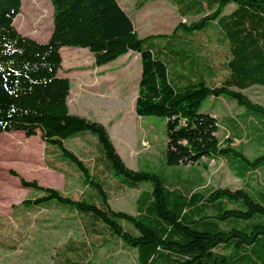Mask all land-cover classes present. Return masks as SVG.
<instances>
[{"label":"trees","instance_id":"obj_1","mask_svg":"<svg viewBox=\"0 0 264 264\" xmlns=\"http://www.w3.org/2000/svg\"><path fill=\"white\" fill-rule=\"evenodd\" d=\"M148 1L136 0L135 9ZM169 1L181 18H196L180 19L171 34L140 37L117 0H49L51 31L40 42L13 25L21 0H0V133L22 131L31 137L39 132L45 162L50 153L55 163L74 167L84 187L73 197L11 171L22 187L37 192L18 205H62L82 226L85 240L68 238L53 264H90L109 243L133 249L136 264H264V184L249 183L264 172V152L249 157L241 149L242 136L246 143L253 140L251 127L264 139L256 119L264 118V105L243 92L264 87V0ZM153 39L163 42L149 46ZM63 46L86 48L97 66L137 53L134 111L165 120L166 164L192 168L204 158H222L245 186H209L194 169L167 187L158 173L127 167L105 126L69 112L70 80L59 75ZM224 96L243 110L222 116L228 136L221 141L218 116L198 109L205 99ZM78 135L98 146L113 174L122 177L117 185L108 183L110 188L139 190L136 213L112 208L110 189L96 168L100 158L89 156L86 162L65 144ZM234 140L239 143L233 145ZM142 182L151 190L140 189Z\"/></svg>","mask_w":264,"mask_h":264},{"label":"rangeland","instance_id":"obj_2","mask_svg":"<svg viewBox=\"0 0 264 264\" xmlns=\"http://www.w3.org/2000/svg\"><path fill=\"white\" fill-rule=\"evenodd\" d=\"M135 1L117 0L119 6L130 17L140 37L150 34H171L180 19L189 22L196 18H181L169 0H149L140 9H135ZM232 8V5L229 6L226 12ZM51 12L49 0H21L20 12L14 18L13 25L21 34L29 37L33 34L35 40L43 42L47 40V35L51 31ZM162 42L153 39L147 44L154 47ZM60 54L62 63L59 75L64 76L63 73H67L66 75L72 77L70 100L67 103L69 112L105 126L116 151L127 167L132 170L156 172L167 187L174 185L173 180L177 176L188 178L194 169H198L206 185L231 189L245 186L244 180L235 176L222 158L215 160L204 158L202 165L205 166L196 164L192 168L188 165L166 164L165 120L157 116L140 117L134 111L138 89L135 77L137 76L138 80L140 73L139 59L134 57L136 54H130L129 60V55H124L103 65L93 64L102 72L100 76L106 79L102 81L107 82L95 83V88L101 87L103 92L108 93L107 98L102 97L103 94L84 93L75 81L78 77L74 69L92 65V56L86 48L63 46ZM123 77H127L125 82L118 83ZM243 92L254 102L264 105L263 86L254 85ZM198 110L216 113L220 122L218 136L223 141L228 133L222 126V116L233 117L243 108L233 99L224 96L215 100L205 99ZM256 119L264 127V118ZM251 130L252 142L246 143L245 137L242 136L241 149L249 157H254L264 152V139L260 138L257 130L252 127ZM80 138L82 137L78 135L67 139L65 144L86 162H89L87 159L89 156L100 158L96 168L102 170L103 175L99 176V179L105 180V186L110 189L109 203L112 208L131 214L136 213L135 199L139 190L117 192L110 188L108 183L117 185L122 177L113 174L109 162L98 146L95 148L89 138L87 141ZM238 143V140H234L233 145ZM43 147L39 132L31 137H25L22 131L0 133V264H53L55 252L64 241L68 238L76 241L85 240L82 226L77 219L71 217L72 214L64 211L62 205L57 207L48 206L49 204L44 205L47 207L18 205L23 199L32 198L37 194L33 189L22 187L18 176L25 180L35 179L41 186L55 188L73 197H77L84 188L74 167L60 162L55 163L49 158L50 153L47 154L48 160L45 162ZM51 162L58 168H66L68 174L64 176L63 173L50 168L49 166H53ZM93 164L88 165L93 167ZM11 171L16 172L18 176L11 175ZM258 182L264 184V172L260 171L249 181L253 187H258ZM139 185L140 189L151 190L149 182H142ZM90 264H136L135 252L133 249L115 248L109 243V247H103L94 254Z\"/></svg>","mask_w":264,"mask_h":264},{"label":"crops","instance_id":"obj_3","mask_svg":"<svg viewBox=\"0 0 264 264\" xmlns=\"http://www.w3.org/2000/svg\"><path fill=\"white\" fill-rule=\"evenodd\" d=\"M49 35H50V32L47 35V38L49 37ZM30 36L33 39L35 38V36L33 34H31ZM132 53H134V52H132ZM132 53L131 52H128V53H126L124 55H129V57H128V60H129V58L131 56L130 54H132ZM134 54H136V55H134L135 59H136V57L139 59L138 54L137 53H134ZM124 55H122V56H124ZM92 60H93V58H92ZM93 64L94 63L92 61V65L91 66H88V67L79 66L78 67L79 68L78 70L77 69L76 70L74 69V71H76V73H77V74L76 73L75 74L77 75L78 78L77 79H75L74 77L73 78L75 79L78 87L81 88L84 93L92 94V95H94L93 93H97L98 95L99 94H103L102 97L107 98L108 97V93L107 92H105V91L103 92V89L101 87L100 88H97V89L95 88V86H96L95 83H100L102 80H106V79L104 77H101L100 76L102 72L99 69L95 68L93 66ZM63 74H64L65 77H68L69 78V80H70V90H71V78L72 77L66 75L67 73H63ZM126 79H127V77H123V78L120 79V81H118V83H120L122 81L125 82ZM138 79H139V76H138ZM102 82L107 83L106 81H102ZM137 82H138V80H137V76H136L135 77V83H137ZM91 89H93L94 91H91ZM105 90H106V88H105ZM78 93L80 94V93H82V91L81 92H78ZM136 94H137V92H136ZM69 95H70V91H69ZM135 97H136V95H135ZM69 100L70 99H69V96H68L67 103L69 102ZM212 115L215 116L216 113L213 112Z\"/></svg>","mask_w":264,"mask_h":264}]
</instances>
